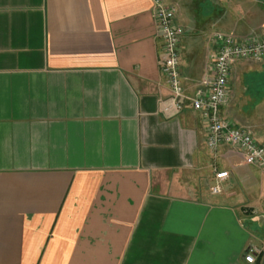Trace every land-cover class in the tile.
<instances>
[{
    "label": "crops",
    "instance_id": "obj_1",
    "mask_svg": "<svg viewBox=\"0 0 264 264\" xmlns=\"http://www.w3.org/2000/svg\"><path fill=\"white\" fill-rule=\"evenodd\" d=\"M162 1L183 30L180 111L151 0H0V264H264V170L211 151L187 100L214 33L264 34V0ZM263 75L236 61L221 109L261 146Z\"/></svg>",
    "mask_w": 264,
    "mask_h": 264
},
{
    "label": "built area",
    "instance_id": "obj_2",
    "mask_svg": "<svg viewBox=\"0 0 264 264\" xmlns=\"http://www.w3.org/2000/svg\"><path fill=\"white\" fill-rule=\"evenodd\" d=\"M151 15L155 21L162 48L158 58L161 74L170 89V101L180 111L179 99L186 98L180 82L179 64L183 30L176 23L177 9L162 0H151ZM264 30V27H262ZM215 45L209 75L202 80L203 89L198 90L189 100L193 111L201 117L206 126V143L211 151L225 145L241 152L247 165L264 170V146L259 145L250 130L238 127L221 115L229 98V79L232 66L239 60L261 61L264 59V34L252 39L238 40L231 33H214ZM228 172L215 171L212 195L221 191L220 184L228 178Z\"/></svg>",
    "mask_w": 264,
    "mask_h": 264
},
{
    "label": "clouds",
    "instance_id": "obj_3",
    "mask_svg": "<svg viewBox=\"0 0 264 264\" xmlns=\"http://www.w3.org/2000/svg\"><path fill=\"white\" fill-rule=\"evenodd\" d=\"M252 257H248V260H249V264H252Z\"/></svg>",
    "mask_w": 264,
    "mask_h": 264
},
{
    "label": "rangeland",
    "instance_id": "obj_4",
    "mask_svg": "<svg viewBox=\"0 0 264 264\" xmlns=\"http://www.w3.org/2000/svg\"><path fill=\"white\" fill-rule=\"evenodd\" d=\"M263 80H264V75L262 76Z\"/></svg>",
    "mask_w": 264,
    "mask_h": 264
}]
</instances>
